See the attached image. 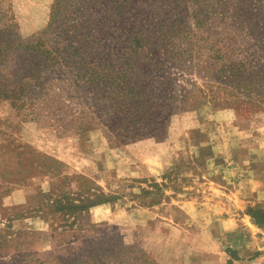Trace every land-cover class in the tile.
Here are the masks:
<instances>
[{
  "label": "rangeland",
  "instance_id": "1",
  "mask_svg": "<svg viewBox=\"0 0 264 264\" xmlns=\"http://www.w3.org/2000/svg\"><path fill=\"white\" fill-rule=\"evenodd\" d=\"M86 1L64 2L61 32L76 44L92 31L93 44L110 49L181 17L193 26V14L212 0H107L109 6L94 0L95 12L93 6L74 9ZM53 2L0 0V33L10 23L5 37H35ZM254 6V0H239L236 12L248 14ZM156 63L167 70L172 95H190L182 105L165 101L168 117L156 139L143 134L129 143L110 141L100 127H72L70 115L83 109L76 99L64 108L53 99L48 107L55 119L66 112L55 122L31 117L45 114L39 95L15 106L0 99V259L122 253L151 264H264V249L248 255L237 249L264 244V227L248 215L264 210V105L215 106L187 64ZM12 71H2L0 80L11 79Z\"/></svg>",
  "mask_w": 264,
  "mask_h": 264
},
{
  "label": "trees",
  "instance_id": "2",
  "mask_svg": "<svg viewBox=\"0 0 264 264\" xmlns=\"http://www.w3.org/2000/svg\"><path fill=\"white\" fill-rule=\"evenodd\" d=\"M65 1L54 0L46 27L35 37L21 40L14 33L5 37L10 23L0 33V73L13 69L11 79L0 80V99L15 106L32 102L35 95L41 96L40 109L45 114L31 113L32 118L42 116L59 121L66 112L57 114L55 119L48 105L56 99L64 108L72 98L83 108L70 115L72 127H100L110 141L129 143L143 134L160 138L158 128L162 117H168L164 112L169 104L165 101L182 105L190 97L172 95L173 82L167 80V70L161 63H156L163 59L174 68L187 64L196 71L215 106L231 107L234 111L245 110L244 106L263 107L264 0H254L255 11L248 14L236 12L239 0H212L193 14V26L181 17L153 32H136L125 46L110 49L102 44L94 45L92 31L87 36L80 35L76 44L67 43L60 29L61 9L67 7ZM106 1V6L112 4ZM82 4L86 7L80 8L76 3L73 7L82 12H90L89 6H93L92 12L98 8L94 0ZM257 7L263 9L259 11ZM118 8L117 3L113 8L115 15L119 14ZM87 21L85 15L84 22ZM49 36H52L50 43ZM14 57L18 61L10 64ZM174 110L170 107L169 113ZM248 215L254 224L264 227V210H248ZM0 264L151 263L141 256L127 259L122 253H104L85 260L81 256L72 258L70 254L65 258L20 254L0 259Z\"/></svg>",
  "mask_w": 264,
  "mask_h": 264
},
{
  "label": "crops",
  "instance_id": "3",
  "mask_svg": "<svg viewBox=\"0 0 264 264\" xmlns=\"http://www.w3.org/2000/svg\"><path fill=\"white\" fill-rule=\"evenodd\" d=\"M244 247H245V245L237 246L238 252H242V253H239V254L248 255V254H250V250H252L251 252H253V251L256 252L258 249H261V248L264 249V244H259V245H257V247H255L253 249H249V251H245ZM260 258H264V251L260 255Z\"/></svg>",
  "mask_w": 264,
  "mask_h": 264
}]
</instances>
